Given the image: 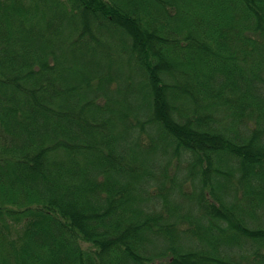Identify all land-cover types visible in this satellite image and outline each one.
Here are the masks:
<instances>
[{"label":"trees","instance_id":"trees-1","mask_svg":"<svg viewBox=\"0 0 264 264\" xmlns=\"http://www.w3.org/2000/svg\"><path fill=\"white\" fill-rule=\"evenodd\" d=\"M0 264H264V0H0Z\"/></svg>","mask_w":264,"mask_h":264}]
</instances>
